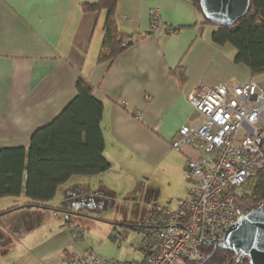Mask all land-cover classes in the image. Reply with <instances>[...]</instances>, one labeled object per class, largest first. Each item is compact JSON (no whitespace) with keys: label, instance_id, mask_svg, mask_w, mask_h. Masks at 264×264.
I'll return each instance as SVG.
<instances>
[{"label":"crops","instance_id":"0c3cea01","mask_svg":"<svg viewBox=\"0 0 264 264\" xmlns=\"http://www.w3.org/2000/svg\"><path fill=\"white\" fill-rule=\"evenodd\" d=\"M96 1L0 0V151L28 148L34 132L76 97L83 77L104 104L101 129L110 165L70 179L49 203L53 209L26 207L25 189L1 198L0 264H67L95 253L77 216L93 221L98 232L136 230L123 224L141 225L150 208L167 207L168 191H186V162L195 154L177 152L171 143L182 126L203 122L190 94L199 84L231 89L254 81L250 69L234 61L232 45L212 42L214 27L189 0H120L116 21L133 44L99 63L107 11L86 15L82 9ZM155 8L162 23L152 32ZM178 66L186 72L184 84L172 73ZM254 82L264 92V84ZM73 228L83 230L81 241L73 239Z\"/></svg>","mask_w":264,"mask_h":264},{"label":"built area","instance_id":"2783aa9c","mask_svg":"<svg viewBox=\"0 0 264 264\" xmlns=\"http://www.w3.org/2000/svg\"><path fill=\"white\" fill-rule=\"evenodd\" d=\"M150 16L151 31L156 32L161 11L155 8ZM188 99L203 122L182 126L171 147L177 152L189 148L195 154L186 162L191 187L176 208L153 207L149 212L151 239L149 249H143V264H204V250L220 244L228 228L252 210L264 212V199L251 209L240 204L264 172V92L253 80L231 89L199 84ZM72 237L81 241L83 230L73 228ZM67 264L133 263L106 261L89 251L67 259ZM226 264H245L244 257Z\"/></svg>","mask_w":264,"mask_h":264},{"label":"trees","instance_id":"16d2710c","mask_svg":"<svg viewBox=\"0 0 264 264\" xmlns=\"http://www.w3.org/2000/svg\"><path fill=\"white\" fill-rule=\"evenodd\" d=\"M206 24L214 27L211 39L216 46L232 45L234 61L245 64L253 77L264 74V0H250L248 13L234 25L218 26L208 21L200 8V0H189ZM120 0H97L82 6L84 14L107 11L105 40L99 63L111 62L132 45L116 21ZM172 73L181 84L186 82L182 66ZM76 97L48 125L36 130L28 148H5L0 151V199L19 197L25 189L28 205L53 209L49 203L58 190L75 176H93L109 170L104 157V136L101 120L104 104L95 97L94 87L83 77L76 83ZM264 199V172L255 178L250 197L240 204L253 208ZM140 229L142 225L123 224ZM204 264H226L236 255L220 247L206 248ZM245 264H250L244 258Z\"/></svg>","mask_w":264,"mask_h":264},{"label":"water","instance_id":"95a60500","mask_svg":"<svg viewBox=\"0 0 264 264\" xmlns=\"http://www.w3.org/2000/svg\"><path fill=\"white\" fill-rule=\"evenodd\" d=\"M249 5L250 0H200L205 18L218 26L234 25L248 13ZM215 247L247 258L250 264H264V212L250 211L226 230L223 241Z\"/></svg>","mask_w":264,"mask_h":264},{"label":"rangeland","instance_id":"374dc122","mask_svg":"<svg viewBox=\"0 0 264 264\" xmlns=\"http://www.w3.org/2000/svg\"><path fill=\"white\" fill-rule=\"evenodd\" d=\"M209 26L212 27L211 25ZM254 81H256L257 83L262 82L264 84V74H262L261 76H255ZM185 175V181L187 185L184 195L177 196V194L180 192L179 190H170L164 197L166 201V204L164 205L176 208L180 199L185 200L188 197V192L191 184L187 178V173H185ZM151 209L152 208H150L149 212L151 211ZM149 212L146 213L144 215V218L140 221L142 228L133 230L118 226L117 230L115 226H112L109 232H98L97 228H94L93 226L94 222L88 219H84L83 215L73 217L76 220L80 221L81 224L85 225L86 230L89 229L90 233L88 234L86 239L92 244V246L95 248V254L98 255L101 259L106 261H116L124 263L130 262L133 264H139L145 258L144 250L149 249L148 243L149 239H151L147 224V217ZM138 214H140L139 211H136V215ZM100 230L105 229L102 228Z\"/></svg>","mask_w":264,"mask_h":264}]
</instances>
